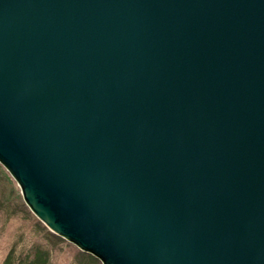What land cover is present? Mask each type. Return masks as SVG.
I'll list each match as a JSON object with an SVG mask.
<instances>
[{
  "label": "water",
  "instance_id": "water-1",
  "mask_svg": "<svg viewBox=\"0 0 264 264\" xmlns=\"http://www.w3.org/2000/svg\"><path fill=\"white\" fill-rule=\"evenodd\" d=\"M0 163L103 264H264V0H0Z\"/></svg>",
  "mask_w": 264,
  "mask_h": 264
},
{
  "label": "rangeland",
  "instance_id": "rangeland-1",
  "mask_svg": "<svg viewBox=\"0 0 264 264\" xmlns=\"http://www.w3.org/2000/svg\"><path fill=\"white\" fill-rule=\"evenodd\" d=\"M0 163V264H103L75 244L49 235Z\"/></svg>",
  "mask_w": 264,
  "mask_h": 264
},
{
  "label": "trees",
  "instance_id": "trees-1",
  "mask_svg": "<svg viewBox=\"0 0 264 264\" xmlns=\"http://www.w3.org/2000/svg\"><path fill=\"white\" fill-rule=\"evenodd\" d=\"M49 235H50L52 238H55V239H57V240H62V237L56 235L55 233H53V232H51V231H49Z\"/></svg>",
  "mask_w": 264,
  "mask_h": 264
}]
</instances>
